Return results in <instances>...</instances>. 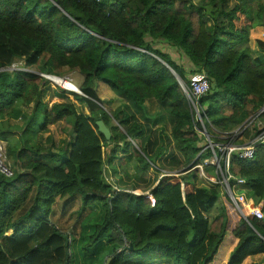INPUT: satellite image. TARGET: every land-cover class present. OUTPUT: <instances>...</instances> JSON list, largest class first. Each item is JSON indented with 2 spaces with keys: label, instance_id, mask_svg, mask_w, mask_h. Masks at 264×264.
Listing matches in <instances>:
<instances>
[{
  "label": "trees",
  "instance_id": "1",
  "mask_svg": "<svg viewBox=\"0 0 264 264\" xmlns=\"http://www.w3.org/2000/svg\"><path fill=\"white\" fill-rule=\"evenodd\" d=\"M55 1L0 0V140L13 168L11 176L0 172V264H71L72 239L50 220L56 200L73 196L83 208L104 209L85 248L114 245L109 264H258L251 257L264 254V216L247 224L220 185L203 184L191 169L210 153L201 151L202 127L181 82L208 78L200 104L213 141L257 114L264 0H60L63 8ZM251 40L263 55L252 56ZM15 59L37 72L10 70ZM64 67L84 75L83 94L74 97L89 115L40 75ZM150 99L172 105L169 135L141 122L130 105ZM16 119L23 125L13 126ZM60 120L73 133L65 158L47 134ZM259 132L246 128L236 142ZM232 172L264 211V143L252 160L234 157ZM33 189L30 210L42 216L27 227L28 214H15Z\"/></svg>",
  "mask_w": 264,
  "mask_h": 264
},
{
  "label": "built area",
  "instance_id": "2",
  "mask_svg": "<svg viewBox=\"0 0 264 264\" xmlns=\"http://www.w3.org/2000/svg\"><path fill=\"white\" fill-rule=\"evenodd\" d=\"M182 89L188 105L194 113L195 123L202 127L199 130L205 141L202 151L207 150L210 153V156L195 163L191 169L198 172L203 184L220 185L247 224L251 225L250 217L262 219L264 211L261 201L251 195L246 179L232 172V161L234 157L246 161L254 158L256 147L264 143V128H261L262 130L256 136L244 143L236 142V139L241 138L242 132L238 131L242 130L240 128L232 134L221 135L219 137L221 140L218 142L213 141L204 126L200 104V98L210 90L208 78L203 73L195 74L190 77L189 86ZM207 166H211L213 172L206 173ZM0 172L6 176L13 174L12 165L6 157V142L3 140H0ZM147 197L151 200V206H154V198L151 195H147Z\"/></svg>",
  "mask_w": 264,
  "mask_h": 264
},
{
  "label": "rangeland",
  "instance_id": "3",
  "mask_svg": "<svg viewBox=\"0 0 264 264\" xmlns=\"http://www.w3.org/2000/svg\"><path fill=\"white\" fill-rule=\"evenodd\" d=\"M234 2L235 0H231L230 4ZM261 36L264 38V29H263ZM249 43H250V48H251V54L253 57L263 55V53L257 48L256 44H254L253 41ZM159 46H161L164 50H167L168 48V45L166 43L164 45L160 44ZM172 54H174V52ZM174 56L176 55L174 54ZM9 69L10 70L12 69L23 70V71L28 70L29 72H34V73L37 72V71L29 70L28 68H25L23 61L21 59H15V61L10 65ZM54 76L63 78L66 81L72 82L73 84H75L77 88H80V86L82 85L84 81V75L80 74L77 70H72L67 67L63 68V70L61 71V75H54ZM181 85H182V88L186 89L185 83L181 82ZM50 86L55 91H58V92H62V90L65 91V94L68 96V98L71 99L75 103V107L77 111L83 114L89 115V111L75 99L74 94H77V93L73 92L74 90L65 89L61 84L58 85L57 83L53 81H50ZM107 110L110 111V109H107ZM113 123L117 124L115 120H113ZM65 125H66L65 120H62V122L54 123V125L49 128V132H51L50 134L52 136L54 135L55 138L58 139L57 135L58 133L62 132L63 127H65ZM238 128L242 129V130H238L239 132H242L246 128H249L251 131L262 130L261 128H264V105L259 109L257 114H254L246 118L243 124H241ZM69 138H70V135L67 134L66 139H65L66 140L65 146ZM211 138L213 140L212 136ZM243 139L244 141H247L245 137ZM132 143L135 146V148L138 149L137 143L135 141H132ZM204 145H205V141L203 142V146ZM59 148L60 150L64 149L65 151L64 146L59 147ZM55 151H57V147H55ZM64 156L65 155H63L62 158H64ZM129 170L135 171V168H133V166L130 165ZM106 178L110 180L107 172H106ZM136 192L138 193L140 191H136ZM81 206H82V203L77 201L75 203H72L69 209L66 210L64 208V203L62 202L60 204V207L55 208V213L51 215V218L52 216L53 218L56 217V224L58 228L68 233L70 238L72 239L71 241V259H72L71 264H109L117 252L113 248L114 245H110L106 242H101L93 247L85 248V246L89 242L88 241L89 237L94 231V227L100 222H102V219L104 217V209L102 208L100 203H95L93 208H90V209L83 208ZM20 214L21 213H18V215L15 214V218H18ZM211 216L212 215H210V217ZM257 263L264 264L263 257H260V261H257ZM124 264H140V263L137 260L131 259L130 261ZM165 264H169V263H165Z\"/></svg>",
  "mask_w": 264,
  "mask_h": 264
},
{
  "label": "crops",
  "instance_id": "4",
  "mask_svg": "<svg viewBox=\"0 0 264 264\" xmlns=\"http://www.w3.org/2000/svg\"><path fill=\"white\" fill-rule=\"evenodd\" d=\"M262 32H261V34H262ZM252 41L255 44L254 40H251L250 42H252ZM130 105H131L132 109L135 111L136 117L141 122H143L145 124H148L153 129H162L163 128L166 134H168V135L170 134L171 126L174 124V117L171 115V112H170L171 108H172V105L168 101L160 102V101L155 100V99H150V100L146 101V104H145L144 107H138V106L133 105L131 103H130ZM58 122H62V120L57 121V123ZM12 124H13V126L20 127V126L23 125V120L22 119L12 120ZM53 125L54 124H52L51 126H53ZM160 127H162V128H160ZM20 131H21V129L20 130H16L15 129L13 131V133L18 136ZM50 133L51 132H49L47 134H50ZM67 134L70 135V138H69V140H68V142H67V144L65 146V143H66L65 139H66ZM57 137H58V139H56L55 136L53 135L54 142H55V144L58 147H63L64 146V148H65V151H64L65 152V156H64V158H65L66 156H68L70 154V151H71V137H73L72 130L71 129H68L67 131H63L62 130L61 133H58ZM130 141H132V140H130ZM66 148H67V150H66ZM204 151H207V150H204ZM199 155L200 154L197 155V157L194 159L193 162H195V160L199 158ZM203 159H200L198 161V163L201 162ZM193 162H192L191 165H193ZM106 167H107V165L104 166V168H106ZM129 172L130 173H135L134 170H129ZM175 172L180 173V171H175ZM205 172L206 173L213 172L211 166H207L205 168ZM197 174H198V172H197ZM198 179L200 180L199 174H198ZM34 191L35 190L33 189L31 194L29 195L28 200L22 205L23 208L21 207L22 209L20 208L16 212V215H18V213H21L19 215V217L24 216L25 214H28L27 219H24V220L21 221V223L24 224L27 227L34 226L36 220L39 219L42 216V213H41V211L39 209L30 210L31 204H32L33 198H34ZM78 198H79L78 196H73V197H65V198L57 199L56 202L53 205L52 215L55 213V208L56 207L57 208L60 207V204L62 202L64 203V208L67 210V209H69V207H70V205L72 203H75V202L79 201ZM24 207H26V208H24ZM22 211H24V212H22ZM50 221H52L53 224L57 225L56 224V217L53 218V216H52ZM260 257H263V259H264V254H258V255L252 256L251 257V261L253 263L257 262V261H260Z\"/></svg>",
  "mask_w": 264,
  "mask_h": 264
},
{
  "label": "water",
  "instance_id": "5",
  "mask_svg": "<svg viewBox=\"0 0 264 264\" xmlns=\"http://www.w3.org/2000/svg\"><path fill=\"white\" fill-rule=\"evenodd\" d=\"M55 4L58 5L60 8H63L62 2L60 0L55 1ZM171 71H172V69H171ZM172 73L175 74L173 71H172ZM40 75L47 78L50 81H53V82H55L53 78H59V77H56L54 75H47V74H42V73ZM60 79L62 81L64 80L63 78H60ZM73 92L80 94V95L83 94L79 88L77 89V91H73ZM96 126H97V129L100 132V134H102L107 141H110L111 132H110V129L105 125V123L102 120H98V121H96ZM191 164H190V166H191ZM190 166H188V167H190ZM180 172H181V170H180Z\"/></svg>",
  "mask_w": 264,
  "mask_h": 264
},
{
  "label": "bare ground",
  "instance_id": "6",
  "mask_svg": "<svg viewBox=\"0 0 264 264\" xmlns=\"http://www.w3.org/2000/svg\"><path fill=\"white\" fill-rule=\"evenodd\" d=\"M55 83L61 84L65 89L74 90L76 91L78 88L70 81L61 80L60 78H53Z\"/></svg>",
  "mask_w": 264,
  "mask_h": 264
}]
</instances>
